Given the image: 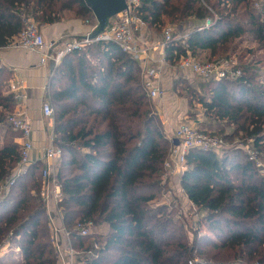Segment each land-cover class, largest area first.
<instances>
[{
  "label": "trees",
  "instance_id": "16d2710c",
  "mask_svg": "<svg viewBox=\"0 0 264 264\" xmlns=\"http://www.w3.org/2000/svg\"><path fill=\"white\" fill-rule=\"evenodd\" d=\"M254 3L140 0L138 10L155 31L167 24L180 29L213 21L208 28L190 26L186 39L166 46L168 63L176 65L188 54L216 61L245 34L264 49V7ZM68 13L97 24L86 0H0V48L20 34L23 14L46 26L60 23ZM205 52L209 58L201 59ZM258 57L235 67L241 71L237 77L203 82L199 93L195 87L186 90L191 99L196 95L205 115L221 123L214 132L200 131L229 137L243 131L264 162L263 58ZM13 76L0 63L2 125L16 107L13 95L2 91ZM49 83L54 145L62 151L57 173L61 219L84 264H264V174L249 153L232 147L220 156L203 149L187 155L181 186L200 213L197 227L208 229L194 234L192 246L184 222L156 205L167 187L164 166L172 142L144 87L139 62L113 41L92 43L67 54ZM13 131L0 147V183L21 158L15 141L21 134ZM43 168L40 161L32 163L0 201V247L9 249L0 251V264H57L49 208L41 194ZM90 221L107 225V233L81 236L77 223ZM194 251L212 262L192 260Z\"/></svg>",
  "mask_w": 264,
  "mask_h": 264
},
{
  "label": "built area",
  "instance_id": "2783aa9c",
  "mask_svg": "<svg viewBox=\"0 0 264 264\" xmlns=\"http://www.w3.org/2000/svg\"><path fill=\"white\" fill-rule=\"evenodd\" d=\"M264 1V0H262ZM127 8L119 13L117 16L110 19L109 25L105 30L95 35L98 29V24L93 25L90 32L84 36L74 37L72 39H55L47 40L42 32V28L37 24L34 18L22 15L23 28L20 34L13 39V41L0 48V51L7 48L35 52L40 55V66H46L48 62H53L55 66H59L63 58L75 51L81 50L84 46L102 42L113 41L120 49L137 60L141 66L142 76L144 80V87L152 99L160 98L163 95L160 85V71L155 67L148 65V60L153 59V52L156 49H161L162 54L160 62L167 64L166 46L173 42L187 38L186 35H174V28L166 26L163 30L164 40L158 45H151L147 40L143 39L141 32L146 28V23L139 14L138 7L140 0H126ZM87 24L90 22L87 20ZM213 21L208 19L204 25L199 29L208 28ZM176 66L192 72L199 79L204 81L221 80L228 76L237 77L241 75L239 69L230 66L228 61L207 62L200 60L188 54L181 57ZM9 93L13 95L16 101L14 112L8 118V124L19 132L21 144V158L17 167L13 170L11 176L4 182L0 183V201H2L9 190L15 184L17 178L21 176L28 167L37 161L43 163L42 170L43 188L42 196L49 208V216L51 221L52 241L55 244L57 254V264H84L82 262L80 252H78L71 241V233L65 226L58 227L55 223V213L61 218V210L59 208V201L62 198V187L58 182V160L61 157L62 151L54 145V136L50 137V143L42 149V154L37 160L32 162L31 153L35 146L32 135L34 133V122L29 113L27 105L28 101V86L23 78H14L9 83ZM42 113L46 119L54 117V108L51 100L48 98L42 105ZM170 136L172 142L169 157L165 162V174L175 175L182 174L187 169V155L192 149H203L224 151L225 140L218 135H211L204 133L199 128L187 122H181L175 128V131ZM251 159L255 161L256 166L260 172L264 174L263 162L257 160L256 153L249 151ZM184 192V190H183ZM185 193V192H184ZM186 196V194H185ZM193 205V204H192ZM194 208H196L193 205ZM53 209V210H52ZM93 222H78L76 231L81 236H88L92 234ZM59 233H63L67 238V243L62 244L59 240ZM189 264H194L190 261Z\"/></svg>",
  "mask_w": 264,
  "mask_h": 264
},
{
  "label": "crops",
  "instance_id": "0c3cea01",
  "mask_svg": "<svg viewBox=\"0 0 264 264\" xmlns=\"http://www.w3.org/2000/svg\"><path fill=\"white\" fill-rule=\"evenodd\" d=\"M193 24V23H192ZM199 24V22H197ZM93 23H83L81 20H74L62 24L48 25L42 32L47 40L67 39L69 37L84 36L90 32ZM188 26V25H187ZM185 29V28H184ZM186 31V29L184 30ZM143 39L147 40L151 45H158L164 40L163 32L159 34L154 29L146 27L141 32ZM161 49H156L153 52V59L148 60L150 67H155L160 71V85L163 95L160 98L153 99L155 108L161 115L160 119L166 129V134L170 138L172 130H167L172 125H179L185 118L186 108L185 103L180 101L177 94L172 91L173 83L180 80L187 82V84L196 87V82L199 80L192 72L183 70L176 65L162 64L160 57ZM40 55L35 52L15 49H3L0 51V63L9 67L13 73V78H23L28 86V101L27 105L29 113L34 122V133L32 135L34 150L31 153L32 162L37 160L42 154V149L49 144V130L44 128V115L42 113V105L49 98V82L54 69L57 67L53 62H48L46 66H40ZM186 79V80H185ZM194 83V84H193ZM183 101V102H182ZM199 123V122H198ZM54 130H50L51 132ZM5 133L0 132V147L4 144ZM19 144L20 137L15 139ZM53 210V209H52ZM55 223L58 227L63 226L62 219L55 213ZM60 243L66 244L67 238L63 233H59Z\"/></svg>",
  "mask_w": 264,
  "mask_h": 264
},
{
  "label": "rangeland",
  "instance_id": "374dc122",
  "mask_svg": "<svg viewBox=\"0 0 264 264\" xmlns=\"http://www.w3.org/2000/svg\"><path fill=\"white\" fill-rule=\"evenodd\" d=\"M254 4L256 5L257 9H262L264 7V1H262V0H255ZM68 14H67V17L65 18V20L61 21L59 24L75 20V19H73L71 14H69V15ZM35 21L37 22V24L42 29L43 28L46 29L48 27V25L44 26L42 23H40L36 19H35ZM82 22L86 23V21L85 22L82 21ZM192 23H189V24L186 23L180 29L175 24H167V26L173 27L174 28V35L177 36V35L188 34L189 33L188 28L190 26L201 27L204 25V23H201V24L200 23L197 24L195 22H192ZM93 25H95V22H93ZM184 28L186 29V31H184L185 30ZM163 30H164V28H162V30H159L156 32L161 34L163 32ZM72 38H74V37H69L67 39H72ZM260 45L261 44H259L252 35L245 34V35H243L242 38H240L238 41H236V46L233 50L229 49L228 52L224 56H220V59H217L216 61H228L230 66H232L233 68H235V67L237 68V66H239V65L249 64V62L251 61L253 56H260L263 59L261 61V64L259 65V67L261 68L262 77H264V49L261 48ZM242 52H243V54H245V57L240 59L239 56ZM207 55L209 58L208 52H205L200 58L205 59V57ZM260 57H258V58H260ZM216 61H214V62H216ZM183 82L180 80L177 83H173V88H172L173 89L172 91H174V93L177 94L180 101L183 100L185 102V103H183L184 104L183 106L186 108L187 112L185 113V118L183 119V122L185 121L187 123L192 124L193 126H195L197 128H201L202 131L214 132L213 127L215 125H219L221 123L219 121H214L213 118H211L208 115H205L204 107L200 103H198L197 98L194 97L196 95H193V98L191 99L190 93H187L186 88L187 87L193 88V86H191V85L189 86L188 84L185 85ZM203 82H210V81H204L201 79L197 80L195 88L199 89L198 93L201 92V90H202V87H200L201 86L200 84ZM8 88H9V83L7 85L3 86L2 91H3L4 95L10 94ZM156 112L160 118L161 115L158 113L157 109H156ZM44 120H45L44 121V128H47V130L48 129L54 130V128H55L54 117L51 119L45 118ZM9 126L10 125L8 123H5L4 125H2L0 123V132L7 134L11 130L13 131L11 126H10V128H8ZM176 127H177V125L175 126V125L171 124L170 128L167 130L175 131ZM234 127L235 126H232L231 128H229L228 129L229 132L231 130H233ZM50 130H49V143H50V137L52 136V134L55 138L54 131H52L51 132L52 134H50ZM170 134L173 135L172 132ZM219 136H221V137L224 136L225 139L223 137L222 138L225 140V143H226V145H225L226 147H225L224 151L223 152L218 151L219 156L222 155L226 150H228V148H232V147L241 148L244 153H249V151H254L256 153V151H255L256 148L253 146V139L252 138H246L245 133L243 131H238L236 135L232 134V135H230V137H229V135H224V134H221ZM18 138H19V136H18ZM257 160L258 161L261 160V162H263V160L260 158H257ZM60 162H61V158L58 160V165H60ZM263 164H264V162H263ZM163 183L166 184L167 187H166V189H164L160 198L157 199L156 205L157 206H164L167 209V212H169L170 214L173 215L174 220L179 219L182 222H184L186 230L189 233L190 245L193 246V244H195L193 242L194 234L198 232V234L200 236L203 233H207L208 229L206 228V226L200 228V230L197 227V220L200 216V213L196 208L193 207L192 203L189 201L187 196H185V193L183 192V188L181 186V175L177 174L172 178L171 175L165 174ZM107 230H108L107 225H105V224L96 225L93 222L92 234H99V233L100 234L101 233L106 234ZM8 250L9 249L6 246L4 248H3V246L0 247V251L3 253H6ZM193 257H194V259H192V260H195V261H197L199 259H201L202 261L209 260L206 258L205 259L200 258L197 255L196 251L193 252ZM209 261H211V259Z\"/></svg>",
  "mask_w": 264,
  "mask_h": 264
},
{
  "label": "water",
  "instance_id": "95a60500",
  "mask_svg": "<svg viewBox=\"0 0 264 264\" xmlns=\"http://www.w3.org/2000/svg\"><path fill=\"white\" fill-rule=\"evenodd\" d=\"M98 24L95 35L102 33L110 19L127 8L126 0H86ZM210 81V80H209Z\"/></svg>",
  "mask_w": 264,
  "mask_h": 264
}]
</instances>
